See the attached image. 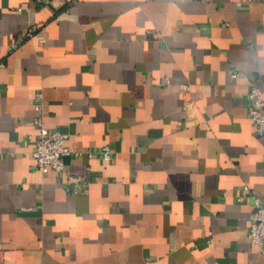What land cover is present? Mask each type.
Listing matches in <instances>:
<instances>
[{
    "label": "crops",
    "instance_id": "crops-1",
    "mask_svg": "<svg viewBox=\"0 0 264 264\" xmlns=\"http://www.w3.org/2000/svg\"><path fill=\"white\" fill-rule=\"evenodd\" d=\"M254 79L264 97V0H0V264H264ZM38 91L112 158L39 170Z\"/></svg>",
    "mask_w": 264,
    "mask_h": 264
},
{
    "label": "built area",
    "instance_id": "built-area-1",
    "mask_svg": "<svg viewBox=\"0 0 264 264\" xmlns=\"http://www.w3.org/2000/svg\"><path fill=\"white\" fill-rule=\"evenodd\" d=\"M34 33L33 29L28 31V35ZM17 43L11 46V49L16 48ZM238 75L239 72H235ZM36 109L38 114L35 122L39 128L38 136L29 135L25 142L32 145V154L36 160V165L39 170L46 173L55 171L61 173L66 168L67 157H80L84 154L94 156L96 153L100 154L105 159H110L113 156V148L110 144L104 145L101 150L95 152L94 150H79L68 144L67 140L70 136L68 132L59 129L49 128L44 119V94L42 91L37 92ZM249 111L254 120L257 132L264 136V97L263 90L257 80H253L249 90ZM246 192H250L251 188L245 186ZM248 195H239V201L248 200ZM249 236L252 242L258 247L260 252H264V202L260 197H255L254 210L252 215V222L249 231Z\"/></svg>",
    "mask_w": 264,
    "mask_h": 264
}]
</instances>
